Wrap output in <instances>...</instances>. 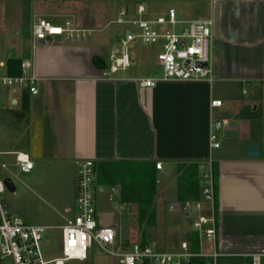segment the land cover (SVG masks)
<instances>
[{"label":"crops","instance_id":"obj_1","mask_svg":"<svg viewBox=\"0 0 264 264\" xmlns=\"http://www.w3.org/2000/svg\"><path fill=\"white\" fill-rule=\"evenodd\" d=\"M139 5L148 18L173 9L180 20H213L212 82H161L141 89L139 80L162 76L157 61L145 74L128 69L103 78L123 39L118 36L114 42L117 37L105 30L122 13L133 18ZM38 19L60 26L73 19L96 32L86 44L57 37L33 53L32 25ZM29 59L41 79L39 95L0 89V178L17 176L11 170L18 153L30 158L40 178L28 190L49 208L36 217L45 224L35 225L60 231L75 216V162L92 161L99 227L116 231V248L122 251L140 244L130 235L138 230V217L126 229L120 222L128 207L138 216V204L123 202L121 183H97L100 165L113 174L140 168L155 176V225L148 233L154 240L148 246L178 251L209 208L202 199V174L212 161L217 239L215 244H199V250L216 249L223 255L219 264H253L254 256L264 255V0H0L2 73L9 60ZM95 59L105 68H98ZM216 100L222 108H211ZM221 116L229 125L219 135L220 148L213 149L212 125ZM250 145L260 146L259 157L249 156ZM2 165L8 166L9 176L3 175ZM189 169L200 181L201 198L182 203L179 180ZM170 179L177 183L172 190ZM107 203L120 208L110 221L103 220L105 209L114 210ZM187 203L192 207L184 212Z\"/></svg>","mask_w":264,"mask_h":264},{"label":"built area","instance_id":"obj_2","mask_svg":"<svg viewBox=\"0 0 264 264\" xmlns=\"http://www.w3.org/2000/svg\"><path fill=\"white\" fill-rule=\"evenodd\" d=\"M213 1V0H211ZM116 24L128 26L119 50L109 58V67L103 73V78H111L119 72L131 68L129 45L137 40L143 44L161 48L158 55V65L162 76L157 79H142L138 81L141 89L156 87L161 82H212L214 70L211 64V45L213 39V20H180L177 12L169 10L165 16L148 18L144 6L139 5L135 16L128 18L126 13ZM163 28H169L164 31ZM180 29V31H178ZM95 30L80 27L73 19H69L61 26L38 19L32 25V51L47 39L61 37L72 44H86L95 33ZM130 33V34H128ZM0 65V89L20 91L36 97L39 95L38 84L41 79L36 74L33 59L21 62L19 76H10L7 66ZM212 109L222 108L221 101H212ZM229 125L227 120H216L212 125L210 143L213 149L220 148V133ZM8 171L7 165L1 166ZM14 168L20 174H29L34 169L30 158L18 153ZM157 164L156 169L161 170ZM76 214L67 219L59 227L61 232V256L47 259L42 251L41 244L45 239L47 227L31 225L20 218H13L3 209L0 198V264H68L72 262H86L89 251L94 244L106 254L120 258L123 264H190L194 259H205L206 264H218L223 257L213 250L206 253L202 250L195 252L189 242L181 243L179 250L162 253L150 246L133 243L126 251L120 253L116 248V231L110 227H99L96 219V171L92 161H76ZM202 174V199L208 205L204 215L193 223V230L199 236V243H216V191L213 176V164L209 161L204 166ZM17 178V176L15 177ZM4 178L0 180V195L7 189ZM10 179V178H9ZM192 205L182 207L188 212ZM199 209V205L196 206ZM264 255L253 257V264H260Z\"/></svg>","mask_w":264,"mask_h":264},{"label":"rangeland","instance_id":"obj_3","mask_svg":"<svg viewBox=\"0 0 264 264\" xmlns=\"http://www.w3.org/2000/svg\"><path fill=\"white\" fill-rule=\"evenodd\" d=\"M117 19L114 17L112 25L108 26V28L105 30L110 37H117L114 42L118 41V36L124 37L126 30L128 29V26H122L115 24ZM54 26H60V24H53ZM100 30V29H96ZM164 31H169V28H163ZM180 31V29H178ZM97 36L101 35L98 34ZM96 37V36H95ZM93 39V38H92ZM91 39V40H92ZM56 39H54L55 41ZM129 49V55L131 57L132 66L128 70L130 73L131 71L137 72L139 74H145L148 72H151L154 68H156V61L158 60V55L160 54L161 48L158 45H145L140 40H137L133 43H131L128 47ZM3 95V94H2ZM0 95V97L2 96ZM220 120H224V117L221 116ZM218 120L217 118H215ZM3 171V170H2ZM12 173L17 175V178H14L10 176L12 182L15 185L16 192L10 193L9 191H5L3 194L0 195L1 198V204L4 210H6L11 217L13 218H20L27 222L28 224L35 225V224H45L43 221H36V217L39 215L45 214L47 211H49L48 206L46 203H44L41 199L36 198L28 188H31V184L33 182L39 181V174H36V170L30 172L29 174H20L17 169H12ZM3 175L9 176L10 173L3 171ZM3 178H0L2 180ZM171 184V190L172 188L176 187L174 185H177L176 181L170 179L169 180ZM168 183V182H167ZM175 183V184H174ZM108 189H106V192ZM109 207L114 209L113 206L109 203H107ZM120 208L114 209L113 211L108 209H105L103 211V220L110 221L112 219H115L114 217L117 216V214L120 213ZM114 213V217L113 214ZM122 214V220L120 221L122 224V228H127L129 224H134L133 221L137 219L136 211H132L131 207H128L127 210L124 209V212L120 213ZM183 217V213L180 212L179 218ZM124 219V221H123ZM27 220V221H26ZM127 221V222H126ZM136 225L138 227V230H134V232H130V235H133L136 240L142 242H147L149 245L153 242V238L149 235L151 234L152 227H148L146 230V233L150 236L146 237H140L141 235V228L138 225V220ZM103 225H109L102 223ZM124 229V230H125ZM134 229V227H133ZM132 229V230H133ZM179 240L181 241L182 238L180 237ZM167 241V242H166ZM169 239H165V243H168ZM210 245V244H209ZM41 248L43 253L45 254V257L47 259L49 258H56L61 256V232L57 230H48L46 232L45 239L43 240L41 244ZM123 251H126V247H122ZM158 250V249H156ZM160 250V249H159ZM158 252L162 253H168V250H160ZM122 250H120V253H123ZM122 260L118 257H113L108 254H106L99 246L96 244L93 245V247L89 251V258H88V264H123L121 262ZM263 264V261H261ZM68 264H78L77 262H72Z\"/></svg>","mask_w":264,"mask_h":264},{"label":"trees","instance_id":"obj_4","mask_svg":"<svg viewBox=\"0 0 264 264\" xmlns=\"http://www.w3.org/2000/svg\"><path fill=\"white\" fill-rule=\"evenodd\" d=\"M94 63L98 68H105L103 67V65H101V61H99L98 59H95ZM20 65V61L9 60L6 65L8 69V74L10 76H19L21 74ZM193 169L196 170L197 168L194 167ZM194 174L195 172L189 169L186 173L182 174L179 180L180 189L178 198L179 201L182 203H186L189 201H199L201 198L200 181L196 180ZM213 176L215 180V168H213ZM97 183L99 185H114L116 183H121L120 185L122 186L123 202L138 204V225L141 228L142 234L144 235L143 237L145 239L146 229L155 225V210L153 203L156 196V190L154 174L151 173L149 175L147 173H143L140 168H129L122 174H113L110 170H108L107 166L100 165L98 167ZM189 243L191 244L193 251H199L200 243L197 233H194L190 236ZM140 244L143 247L148 245V243L144 242V240L140 242ZM206 263L207 260L205 259H194L190 262V264Z\"/></svg>","mask_w":264,"mask_h":264},{"label":"water","instance_id":"obj_5","mask_svg":"<svg viewBox=\"0 0 264 264\" xmlns=\"http://www.w3.org/2000/svg\"><path fill=\"white\" fill-rule=\"evenodd\" d=\"M128 34H130V33H128ZM51 42H52L51 39H47V40L43 41L41 43V45H50ZM248 153H249L250 157H259V155H260V146H258V145H250L248 147ZM4 184L6 186L7 191H9L10 193H15L16 192L15 185L12 182L11 179H5L4 180ZM169 210L173 211L174 210V206H170Z\"/></svg>","mask_w":264,"mask_h":264}]
</instances>
